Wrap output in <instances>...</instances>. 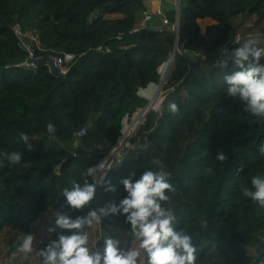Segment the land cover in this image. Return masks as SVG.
I'll return each mask as SVG.
<instances>
[{
  "label": "trees",
  "instance_id": "16d2710c",
  "mask_svg": "<svg viewBox=\"0 0 264 264\" xmlns=\"http://www.w3.org/2000/svg\"><path fill=\"white\" fill-rule=\"evenodd\" d=\"M242 13L264 17V0H178V9L160 13L147 0H0V153H24L19 165L4 160L0 167V264H42L39 250L62 231H48L57 211L75 217L119 203L127 195L122 179L161 166L175 188L162 206L176 216V229L192 236L196 264H264V207L242 193L253 175H264V118L227 95L224 77L238 69L231 61L217 64L222 48L240 46L229 36L230 20ZM204 19L210 22L202 30ZM14 23L36 34L46 49L36 55L72 54L66 71L54 74L41 61L22 64L26 53ZM175 43L159 105L127 136L91 204L70 209L63 190L100 179L90 170L119 143L124 120L148 104L139 92L160 82L159 67ZM49 123L54 133L47 132ZM81 127L86 133L75 138ZM219 150L228 157L223 162ZM109 183L115 191H105ZM84 230L90 249L102 250L108 237L124 249L131 245L124 216L102 217ZM27 233L35 242L25 255L19 249ZM139 264H147L146 255Z\"/></svg>",
  "mask_w": 264,
  "mask_h": 264
},
{
  "label": "clouds",
  "instance_id": "9594fccd",
  "mask_svg": "<svg viewBox=\"0 0 264 264\" xmlns=\"http://www.w3.org/2000/svg\"><path fill=\"white\" fill-rule=\"evenodd\" d=\"M233 42L240 46L230 52L226 47L222 48L224 59L217 61L220 67H227L231 61L238 69L225 75L226 93L239 100L246 111L264 118V64L260 63L264 58V46H260L255 39L241 43L239 35ZM168 107L173 114L179 111L175 102ZM155 110L161 109L157 107ZM47 132L54 133L55 125L49 123ZM29 140L28 134L20 133V141L31 150ZM259 152L264 156V144L260 146ZM23 155L22 151L0 153L3 156L0 167L4 160L10 165H19ZM227 158L223 150L216 154L218 161L223 162ZM153 163L161 164L159 160ZM170 175L162 166L159 170L146 169L135 180L129 175L121 180L127 195L119 203L113 201L99 208L88 206L96 198L97 187L104 183L103 178L91 183L86 181L83 185L74 183L70 189L65 188L63 196L68 207L80 211L88 207V211L85 215L75 217L62 211L55 213V227H50L48 231L55 232L57 228L62 231L39 250L38 255L43 257L42 264H139L142 255L147 256V264H196L197 249L192 236L184 230H177L176 216L171 209L162 206L163 202L169 201L166 191H175L169 182ZM250 183V188H242L243 195L264 207V175H253ZM105 191H115V188L109 183ZM108 216L125 217V222L130 224L131 231L139 241L138 248L124 249L119 239L108 237L103 241L102 250L90 249L89 234L84 230L85 227ZM34 242V233L25 234L19 250L25 255L32 253Z\"/></svg>",
  "mask_w": 264,
  "mask_h": 264
},
{
  "label": "rangeland",
  "instance_id": "374dc122",
  "mask_svg": "<svg viewBox=\"0 0 264 264\" xmlns=\"http://www.w3.org/2000/svg\"><path fill=\"white\" fill-rule=\"evenodd\" d=\"M176 3L177 0H147V5L149 10L152 9L151 6L153 7L159 6L160 10L162 8H169L173 6L176 7ZM209 22H210L209 19H204L200 21L201 29L203 30L204 26ZM230 22L232 24V33L229 36L230 40H234V38L237 35H239L241 37V40L255 39L259 41L260 46H264V17H259L256 14L242 13L232 18ZM185 63L186 62L183 61L179 67L183 69ZM171 64H172V59L170 61H166L162 63V65L159 67V71L161 73V80L159 83L151 84L147 88L140 90L139 93L143 96H146L149 99L148 104L144 108L137 110L128 120L127 119L124 120L123 135L121 136L119 143L113 146L114 149L113 147L110 149V153L112 155L117 154L119 152V149L126 140L127 136L130 135L134 131V129L141 123L143 119L142 117L146 114L148 109L150 107H156L159 105L164 94V90L162 89V84L171 68ZM35 140L46 141V138L35 137ZM89 143L92 144V141L89 140ZM92 169L90 170V172H92L93 175H98L99 178H102L103 175L100 173L99 170H96L95 168L93 170ZM3 246H4L3 240L0 237V254L2 252ZM138 246H139V241L135 237V235L132 234V241L129 248L135 249L138 248ZM142 257L143 255L140 257V259Z\"/></svg>",
  "mask_w": 264,
  "mask_h": 264
},
{
  "label": "built area",
  "instance_id": "2783aa9c",
  "mask_svg": "<svg viewBox=\"0 0 264 264\" xmlns=\"http://www.w3.org/2000/svg\"><path fill=\"white\" fill-rule=\"evenodd\" d=\"M156 12L160 13V9H158ZM161 21L163 24H167L166 17L161 16ZM11 29L15 37L17 38V44L19 48L22 49L26 53V58L22 62V64L33 65V62L31 61L32 59L43 56V55H36V52L43 51L46 49L41 46L36 34L32 30H23L18 23H14L11 26ZM48 56L51 57L53 64L58 68L59 73H64L67 69L66 63L71 60L73 55L69 53H64L62 57L57 56V55H48ZM46 64L48 65L49 70H51L48 62H46ZM85 131L86 129L84 127L77 129L74 133L75 138L82 137L86 133ZM114 156L115 154L112 155L109 151L107 155L94 168L96 170H99L100 173L104 175L105 170L108 169L111 163L113 162Z\"/></svg>",
  "mask_w": 264,
  "mask_h": 264
},
{
  "label": "water",
  "instance_id": "95a60500",
  "mask_svg": "<svg viewBox=\"0 0 264 264\" xmlns=\"http://www.w3.org/2000/svg\"><path fill=\"white\" fill-rule=\"evenodd\" d=\"M176 8L178 9V0H177V3H176ZM175 35H177V30L175 31ZM175 48H176V43L174 44L173 48H172V51H171V56L169 58L168 61H170L175 53ZM33 63L36 62V61H41V62H48L49 66H50V69H51V72L54 73V74H58L59 71H58V68L53 64V61L51 59L50 56L48 55H43L41 57H38V58H34L31 60ZM144 117V116H143ZM142 117V118H143Z\"/></svg>",
  "mask_w": 264,
  "mask_h": 264
},
{
  "label": "crops",
  "instance_id": "0c3cea01",
  "mask_svg": "<svg viewBox=\"0 0 264 264\" xmlns=\"http://www.w3.org/2000/svg\"><path fill=\"white\" fill-rule=\"evenodd\" d=\"M153 5V4H152ZM151 12H156L158 9H159V6H156V7H153V6H151Z\"/></svg>",
  "mask_w": 264,
  "mask_h": 264
},
{
  "label": "bare ground",
  "instance_id": "6f19581e",
  "mask_svg": "<svg viewBox=\"0 0 264 264\" xmlns=\"http://www.w3.org/2000/svg\"><path fill=\"white\" fill-rule=\"evenodd\" d=\"M125 140V139H124ZM117 148V147H116ZM100 162V161H99Z\"/></svg>",
  "mask_w": 264,
  "mask_h": 264
}]
</instances>
